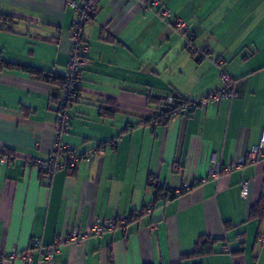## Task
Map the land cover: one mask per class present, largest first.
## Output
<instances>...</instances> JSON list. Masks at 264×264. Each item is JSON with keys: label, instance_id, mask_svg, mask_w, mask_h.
<instances>
[{"label": "crops", "instance_id": "0c3cea01", "mask_svg": "<svg viewBox=\"0 0 264 264\" xmlns=\"http://www.w3.org/2000/svg\"><path fill=\"white\" fill-rule=\"evenodd\" d=\"M69 1L81 0H0V158L10 160L0 163V253L39 241L55 247L52 264H264V158L207 177L211 161L236 164L264 133V0H158L150 9L139 0H99L84 28L89 63L58 136L66 34L76 17ZM164 9L169 16L161 18ZM188 36L206 59L188 51ZM219 58L235 98L147 123L168 96L218 90ZM112 141L116 147L74 170L46 175L26 165L59 146L85 154ZM184 184L193 187L155 201L153 187ZM123 215L130 221H116L112 232L67 242L94 220ZM200 238L212 240L210 252L186 257ZM28 264H40L37 250Z\"/></svg>", "mask_w": 264, "mask_h": 264}, {"label": "built area", "instance_id": "2783aa9c", "mask_svg": "<svg viewBox=\"0 0 264 264\" xmlns=\"http://www.w3.org/2000/svg\"><path fill=\"white\" fill-rule=\"evenodd\" d=\"M144 7L150 9V6H157L159 4L158 0H139ZM75 8L76 17L73 22L72 27L67 32L66 37L70 42V52H69V63L67 68V73L64 78V84L61 90V97L59 101V111L57 112V130L56 134L59 136L65 132L68 128L69 117L67 114V109L70 107V102L76 97V91L80 89V81L83 71L88 65V45L85 40L84 28L87 25L93 23L94 16L96 13L97 5L99 0H81L80 2L69 1ZM169 16L167 10H162L160 13L161 18H166ZM177 28L184 29L183 25L179 22L173 24ZM193 36L186 37V47L188 51L195 56L198 61H202L207 58L204 52L198 51L192 44ZM224 61L219 58L215 65L220 70V88L213 93L204 95L202 97L184 101L182 99L176 98L174 96H168L161 102H158L152 113V116L148 120V124L152 127L164 124L169 121H176L181 116H184L198 107H206L209 103H217L222 99L231 100L237 96L236 82L222 70ZM59 138V137H58ZM105 147H116V142L112 141L104 146H98L90 150L85 154H78L69 147L59 146L52 152L50 157L46 160L40 159H28L26 165L35 168L46 175H50L58 170H74L78 163L81 161H89L90 157L93 155H102L104 153ZM264 158V133L259 140V142L254 145L247 154L240 158L239 161L230 166L222 165L216 161H211L208 170L207 177L216 179L222 174H227L233 169L242 168L248 163H255L257 160ZM10 160L8 158H0V163H8ZM204 181V180H203ZM191 189V185L184 184L181 190H174L173 195L175 197L179 196L182 192ZM247 191L245 186L242 185L241 196L245 197ZM165 198V194H162ZM169 198L166 199V201ZM154 206H149L144 210L145 213H152ZM141 213L133 214V218H139ZM116 221L126 224L130 221L128 216H119L116 220H105L100 223L98 220H94L80 238L77 232H72L68 237L67 242L75 244L79 239H86L92 235L100 236L105 232H112L116 228ZM156 226H152V230ZM32 250H28L23 253H18L15 250H11L7 253H0V264L5 262H16L20 261L23 264H28L32 260V251L37 250L39 253L40 264H52V260L56 249L54 246L44 247L41 242L35 241L32 243Z\"/></svg>", "mask_w": 264, "mask_h": 264}, {"label": "trees", "instance_id": "16d2710c", "mask_svg": "<svg viewBox=\"0 0 264 264\" xmlns=\"http://www.w3.org/2000/svg\"><path fill=\"white\" fill-rule=\"evenodd\" d=\"M12 65L11 64H8V63H6V62H2V67H4V68H7V67H11ZM37 75H38V77L40 78V79H42V80H44V81H50L49 80V76H45L42 72H39V71H37V72H35ZM64 78H65V76H64ZM64 78H63V81H62V87H63V84H64ZM62 90V89H61ZM78 92H79V90H77L76 91V97L74 98V99H72L71 100V102H70V107L67 109V110H69L70 108H71V106L73 105V103L77 100V97H78ZM175 97V96H174ZM176 98H179V97H176ZM179 99H182V100H184V101H187L186 99H183V98H179ZM60 104H59V102H58V104H57V111L56 112H58L59 111V106ZM68 112V111H67ZM68 114V113H67ZM68 117H69V115H68ZM105 144H103V145H101V146H104ZM10 155H11V152L9 151V150H6V152L3 154V156L5 157V156H8L9 158H11L10 157ZM41 172V171H40ZM42 173H44V172H42ZM45 174V173H44ZM193 186H191V188H192ZM154 189H153V192H154V196H155V201H158V200H162V201H166V199L167 198H169V199H173V198H175V196L173 195V193H174V190H165V189H161V188H158V187H153ZM165 194V198L164 197H162V194ZM183 193V192H182ZM181 193V194H182ZM262 202H264V198H262V200H260V205L258 204V206H261V203ZM255 215V214H254ZM262 216V215H261ZM210 239H205V238H200L198 241H197V243L195 244V248H194V251L191 253V254H188V255H186V257H188V256H196V255H204V254H207V253H209L210 252V247H207V244H209V242L211 243L212 242V240H210ZM183 257H185V256H183Z\"/></svg>", "mask_w": 264, "mask_h": 264}, {"label": "rangeland", "instance_id": "374dc122", "mask_svg": "<svg viewBox=\"0 0 264 264\" xmlns=\"http://www.w3.org/2000/svg\"><path fill=\"white\" fill-rule=\"evenodd\" d=\"M194 56V55H193ZM70 110V109H69Z\"/></svg>", "mask_w": 264, "mask_h": 264}]
</instances>
